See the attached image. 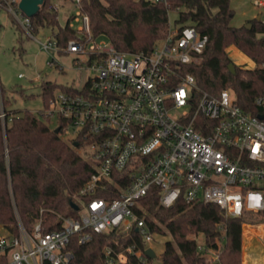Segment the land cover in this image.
<instances>
[{"label":"built area","instance_id":"2783aa9c","mask_svg":"<svg viewBox=\"0 0 264 264\" xmlns=\"http://www.w3.org/2000/svg\"><path fill=\"white\" fill-rule=\"evenodd\" d=\"M20 1L0 0V7L52 55L50 66L64 70L55 54H72L78 69L92 70L82 82L67 84L74 91H55L44 113L50 122L57 119L67 140L78 143L94 171L76 195L79 218L59 215L61 228L48 232L42 230V216L32 230L18 219L17 235L0 234V264H74L68 248L73 235L86 243L96 233L129 234L133 227L144 250L136 243L126 251L108 246L106 263L126 264L130 253L141 264H153L146 249L157 232L137 211L153 186L165 207L183 197L189 204L214 203L226 216L264 211V95L255 98L260 112L252 113L238 105L232 89L217 96L196 91V78L185 69L200 60L208 35L170 23L150 52L121 51L108 37L94 35L90 17L79 9L75 19L82 25L60 45L53 35L36 37ZM253 4L264 7V0ZM109 184L116 197L103 195ZM224 238L216 248L203 241L198 248L222 264Z\"/></svg>","mask_w":264,"mask_h":264},{"label":"trees","instance_id":"16d2710c","mask_svg":"<svg viewBox=\"0 0 264 264\" xmlns=\"http://www.w3.org/2000/svg\"><path fill=\"white\" fill-rule=\"evenodd\" d=\"M64 1L75 3V0ZM77 6L90 17L94 35H104L119 50L130 52H150L156 41L168 34L169 13L176 11L175 26H194L209 37L200 60L185 69L195 76L196 91L217 96L225 89H232L240 107L252 113L260 112L255 98L264 95V21L251 19L250 28L233 25L231 0H79ZM58 14L53 0H44L39 11L31 16L32 30L39 33L50 29L60 45H65L75 37L76 29L70 25V19L61 25ZM16 26L23 33L17 23ZM231 46L255 61L256 67L237 65L232 73L229 64L233 60L228 52ZM42 89L45 107L55 90L74 91L73 86L52 81H45ZM5 91L0 86V99L4 103V109L0 110V225L6 230L4 234L17 235L18 219L32 230L42 216L43 232L60 229L59 215L80 217L76 195L94 171L93 166L74 141L64 137L62 127L59 133L50 127L44 110L7 108L9 100ZM103 195L113 198L118 192L109 184ZM140 204L142 209L137 211L145 217L151 231L169 233L172 237L160 255L162 264H214L199 250V236L205 245L216 248L217 240L223 235L222 264H242L243 223L264 224V211H245L241 217L226 216L214 203L189 204L183 197L171 207H165L160 204L157 186L140 199ZM132 243L144 250L136 227L129 234L116 229L96 233L86 243H81L79 234H75L68 248L74 254V264H107L106 247L126 251V246ZM126 264L141 263L135 255L127 253Z\"/></svg>","mask_w":264,"mask_h":264},{"label":"rangeland","instance_id":"374dc122","mask_svg":"<svg viewBox=\"0 0 264 264\" xmlns=\"http://www.w3.org/2000/svg\"><path fill=\"white\" fill-rule=\"evenodd\" d=\"M53 2L59 10L58 19L61 25H65L68 19L75 29L82 25V21L75 19L79 11L76 3L64 0H53ZM231 7L234 10L232 24L235 26L249 23V20L259 14L264 17V7L257 8L253 0H231ZM177 16L176 11L169 13L171 25L175 26ZM50 35H52L50 29H43L36 33V37L40 40H45ZM99 38L107 39L104 35ZM228 52L236 66L256 67V62L236 46L229 47ZM55 56L63 64L64 70L50 66L48 60L52 55L46 52L35 38L19 31L11 15L4 10L0 12V86L6 90L5 97L9 100L7 108L20 111L27 109L33 112L42 111L45 109L42 95V86L45 81L74 85L82 82L92 73L88 66L78 69L74 65L72 54H55ZM58 90L60 89L55 91ZM3 106L4 103L0 99L1 111L4 109ZM49 125L52 129H56L57 119H52ZM5 232L4 227L0 225V234ZM199 239L202 242L201 236ZM263 239L264 224L243 223L242 264H246L245 261H248L247 264H264ZM169 240H172L169 233L154 235V239L148 244L157 253L153 264H162L160 255Z\"/></svg>","mask_w":264,"mask_h":264},{"label":"water","instance_id":"95a60500","mask_svg":"<svg viewBox=\"0 0 264 264\" xmlns=\"http://www.w3.org/2000/svg\"><path fill=\"white\" fill-rule=\"evenodd\" d=\"M44 3V0H21L19 3L20 8L29 16H34L40 9L41 5ZM257 19H261V15L259 14L257 16ZM248 28L251 27V23H246L245 24ZM229 69L232 73L236 72V65L234 64V62H231L229 64ZM60 128L57 127L55 129L56 133H59ZM75 146L78 145L77 142L74 143ZM75 207H77L75 205ZM146 254L148 256H150L151 258H155L156 257V252L153 248L149 247L146 249Z\"/></svg>","mask_w":264,"mask_h":264},{"label":"crops","instance_id":"0c3cea01","mask_svg":"<svg viewBox=\"0 0 264 264\" xmlns=\"http://www.w3.org/2000/svg\"><path fill=\"white\" fill-rule=\"evenodd\" d=\"M245 262H246V264H247L248 261H245Z\"/></svg>","mask_w":264,"mask_h":264},{"label":"bare ground","instance_id":"6f19581e","mask_svg":"<svg viewBox=\"0 0 264 264\" xmlns=\"http://www.w3.org/2000/svg\"><path fill=\"white\" fill-rule=\"evenodd\" d=\"M255 264V263H254Z\"/></svg>","mask_w":264,"mask_h":264}]
</instances>
